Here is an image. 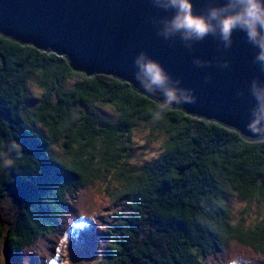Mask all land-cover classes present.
Wrapping results in <instances>:
<instances>
[{"label": "trees", "instance_id": "1", "mask_svg": "<svg viewBox=\"0 0 264 264\" xmlns=\"http://www.w3.org/2000/svg\"><path fill=\"white\" fill-rule=\"evenodd\" d=\"M30 83L40 91L33 109ZM155 110L126 82L89 78L64 57L0 36V262L36 264L58 245L76 264L78 243L59 236L71 218L93 213L86 237L96 264H264V222H234L229 204L234 195L264 207V141L178 110L155 119ZM137 124L166 137L141 167L130 164ZM97 191L107 213L98 209L106 199L92 202Z\"/></svg>", "mask_w": 264, "mask_h": 264}, {"label": "water", "instance_id": "2", "mask_svg": "<svg viewBox=\"0 0 264 264\" xmlns=\"http://www.w3.org/2000/svg\"><path fill=\"white\" fill-rule=\"evenodd\" d=\"M212 2L193 0L194 10L204 11ZM166 16L152 0H0V36L64 57L89 78H117L145 96L134 86L145 79L135 63L143 53L141 62L152 58L164 66L172 78L168 86L192 89V103L172 110L220 124L247 142L264 141V129L254 134L248 127L255 103L250 84L264 81L255 48L241 33L233 35L229 48L212 38L165 39L158 33ZM8 193L16 201L23 197L17 186Z\"/></svg>", "mask_w": 264, "mask_h": 264}, {"label": "clouds", "instance_id": "3", "mask_svg": "<svg viewBox=\"0 0 264 264\" xmlns=\"http://www.w3.org/2000/svg\"><path fill=\"white\" fill-rule=\"evenodd\" d=\"M153 7L166 13L158 33L165 39L179 37L181 41L198 43L206 38L217 40L229 48L233 35L241 33L244 41L255 48V61L264 70V0H213L204 11H195L193 0H152ZM135 63L142 71L144 81L135 83L138 91L155 101L154 118L160 119L168 109L190 104L192 89L168 86L171 76L159 61L143 59ZM194 63L200 67L204 62ZM255 101L248 127L254 134L264 129V81L253 80L249 88ZM264 138V135H262ZM4 165H7L5 160Z\"/></svg>", "mask_w": 264, "mask_h": 264}, {"label": "rangeland", "instance_id": "4", "mask_svg": "<svg viewBox=\"0 0 264 264\" xmlns=\"http://www.w3.org/2000/svg\"><path fill=\"white\" fill-rule=\"evenodd\" d=\"M79 77H73L70 81L67 83V87H71L73 83L78 80ZM40 95V91L33 85V83L29 84V98H28V107L29 109H33L37 106V97ZM102 112L112 118L116 119L117 115L115 111L110 107H104L102 108ZM153 125H146V124H137L134 131H133V143L132 145L135 148L133 158L130 161V164L135 167H141L145 164H150L155 161V159L159 156V154L162 151V144L164 140L166 139L164 134H159V132L154 131L152 132ZM53 152L55 154H58L60 156H63L62 148L53 143ZM101 184L98 183L97 186H100ZM103 188V186H102ZM101 189V188H100ZM96 191V190H95ZM15 193V191H14ZM103 191L95 192L93 196V203L99 204L100 199H106L103 195ZM229 204L231 208V213L233 216V221L237 222L236 220L242 218L245 221V224L253 226L255 224H261V222H264V207H260L256 203L248 205L245 201L237 198L236 196L232 195L229 198ZM108 203H102L101 207L98 209L101 210L103 213H107L105 207L110 204V201L107 200ZM89 218H86L88 220ZM66 218H63V222H66ZM87 222V221H85ZM91 224V223H90ZM68 232H75L76 231V225H72L69 227ZM61 238V237H60ZM227 239H225L226 241ZM47 243L49 244V240H47ZM51 244V243H50ZM52 245V244H51ZM44 247V245H42ZM228 249H231V246L227 245ZM45 251V250H44ZM42 251V252H44ZM41 252V253H42ZM5 257V256H4ZM4 257L2 256L1 262L3 264ZM99 259V256H97L96 259L90 261L91 264H96L97 260ZM83 260H74L76 264H84ZM237 263V262H236ZM46 264H66V261L58 256H52L50 257ZM235 264V263H230Z\"/></svg>", "mask_w": 264, "mask_h": 264}, {"label": "bare ground", "instance_id": "5", "mask_svg": "<svg viewBox=\"0 0 264 264\" xmlns=\"http://www.w3.org/2000/svg\"><path fill=\"white\" fill-rule=\"evenodd\" d=\"M86 215V214H85ZM89 236H91V235H89ZM93 237V236H92ZM92 237H90V238H92ZM86 242V241H85ZM92 242V244H93V240L92 241H89L88 243L86 242V244L88 245V244H90ZM91 245V244H90ZM96 251V250H95ZM97 252V251H96Z\"/></svg>", "mask_w": 264, "mask_h": 264}]
</instances>
